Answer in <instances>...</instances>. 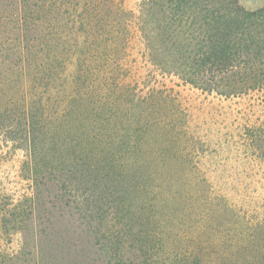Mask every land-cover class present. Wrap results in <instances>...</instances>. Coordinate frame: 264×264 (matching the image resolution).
<instances>
[{
	"label": "trees",
	"instance_id": "trees-1",
	"mask_svg": "<svg viewBox=\"0 0 264 264\" xmlns=\"http://www.w3.org/2000/svg\"><path fill=\"white\" fill-rule=\"evenodd\" d=\"M0 264H264V4L0 0Z\"/></svg>",
	"mask_w": 264,
	"mask_h": 264
},
{
	"label": "rangeland",
	"instance_id": "rangeland-1",
	"mask_svg": "<svg viewBox=\"0 0 264 264\" xmlns=\"http://www.w3.org/2000/svg\"><path fill=\"white\" fill-rule=\"evenodd\" d=\"M242 1L245 5L250 6V7H258V6L264 4V0H242ZM74 71H75V68L73 66H71L67 71L66 79L69 83L73 82L72 80L74 78ZM67 88L71 89L72 87H70L68 85ZM179 90L181 92V100L183 101V103L188 105L189 107L195 105V106H193L194 111L196 113H199V115L202 116L203 113H202L201 109H198L196 104H199L201 101L204 100V98L208 99V98H211L212 96L206 98L205 93H203V92H201V90H198L197 88H193L191 86H184V88H182V90L181 89H179ZM214 100L216 102L218 101L217 99H214ZM212 102H213V98H212ZM51 198H52V194H51ZM51 201L52 202H50L48 204V206L53 210L54 215L57 217H60V215H61L62 216L61 218H63V220L68 223V226L73 228V230L76 231V235L79 234V236L81 237V239L83 241H85L86 243L90 242V244H91L93 241V238L87 231L86 223L83 222V220L79 217V215H78V213H76L75 209L73 207H70V206L66 207V206L62 205V203L60 201H57L55 199H51ZM53 205L56 207L52 208Z\"/></svg>",
	"mask_w": 264,
	"mask_h": 264
}]
</instances>
